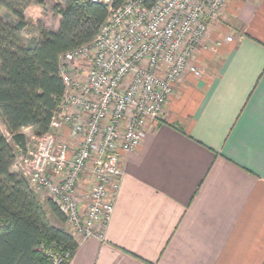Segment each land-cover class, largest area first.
<instances>
[{"label":"crops","instance_id":"obj_1","mask_svg":"<svg viewBox=\"0 0 264 264\" xmlns=\"http://www.w3.org/2000/svg\"><path fill=\"white\" fill-rule=\"evenodd\" d=\"M193 60L68 264H264V0H226Z\"/></svg>","mask_w":264,"mask_h":264},{"label":"built area","instance_id":"obj_2","mask_svg":"<svg viewBox=\"0 0 264 264\" xmlns=\"http://www.w3.org/2000/svg\"><path fill=\"white\" fill-rule=\"evenodd\" d=\"M225 1L91 0L106 5V19L91 42L58 57L64 91L49 131L31 134L35 148L27 143L12 164L33 193L57 205L77 247L104 241L124 175L121 157L140 145L147 121L163 114L174 85L186 74L202 76L194 53ZM45 253L52 264L71 260L53 247Z\"/></svg>","mask_w":264,"mask_h":264},{"label":"trees","instance_id":"obj_3","mask_svg":"<svg viewBox=\"0 0 264 264\" xmlns=\"http://www.w3.org/2000/svg\"><path fill=\"white\" fill-rule=\"evenodd\" d=\"M32 4L45 9L43 0H0V10L15 19L0 16V118L7 133L0 131V264H52L47 248L71 258L77 249L57 205L41 201L12 164L17 152L26 151L24 129L34 137L49 131L64 91L58 57L91 42L107 15L105 4L63 0L52 7L58 28L37 22V37L24 40V12Z\"/></svg>","mask_w":264,"mask_h":264},{"label":"rangeland","instance_id":"obj_4","mask_svg":"<svg viewBox=\"0 0 264 264\" xmlns=\"http://www.w3.org/2000/svg\"><path fill=\"white\" fill-rule=\"evenodd\" d=\"M45 3V9L41 8L38 5L32 4L30 6H28L25 9V13H24V20L26 22V27L23 30V38L24 40L33 38V37H37L38 33H37V29H36V23L40 22L45 28L52 30L54 28L55 25V16L56 14H54V12L52 11V7L55 4H61L63 2V0H43ZM40 7V8H38ZM0 16L4 19H6L7 21H15L14 18H12L10 15H8V13L1 9L0 10ZM229 35V33L227 34ZM0 131L7 136L6 130H5V126L0 118ZM23 133L25 134V136L27 137V143L29 145L30 149H34L35 145H36V141L32 140L31 137V132L29 130H23ZM19 152H17L16 154H18ZM13 170V169H12ZM41 201L45 202V199L38 197ZM54 220V219H52ZM54 223H56L58 226H62L61 223H59L58 221L54 220Z\"/></svg>","mask_w":264,"mask_h":264}]
</instances>
